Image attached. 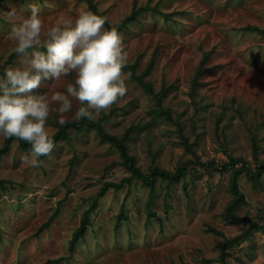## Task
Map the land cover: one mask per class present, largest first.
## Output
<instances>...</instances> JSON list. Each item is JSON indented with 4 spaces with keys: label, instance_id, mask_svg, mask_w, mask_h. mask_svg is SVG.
Here are the masks:
<instances>
[{
    "label": "rangeland",
    "instance_id": "obj_1",
    "mask_svg": "<svg viewBox=\"0 0 264 264\" xmlns=\"http://www.w3.org/2000/svg\"><path fill=\"white\" fill-rule=\"evenodd\" d=\"M93 2L112 27L135 6L153 9L122 34L123 43L129 64L138 62L140 72L158 54L150 81L156 89L164 82L172 86L166 104L181 120L188 141L183 144L175 126L154 118L151 97L131 80L125 96L95 120L107 119L111 134L134 130L132 155L144 172L152 164L176 172L187 163V174L170 187L159 180L151 196L150 188L131 178L117 149L101 143L94 132H72V144L60 143L39 168L22 165L25 151L14 143L0 161V179L6 182L5 189L0 187V264H221V245L247 229L222 216L233 198V169L222 167L232 159L254 165L253 135L264 161V33L252 30L264 32V0ZM32 4L39 7L45 30L90 10L85 0L5 1L0 8L1 73L17 61L12 59L11 26L30 14ZM12 9L16 17L9 19ZM202 62L208 72L199 79L194 101L192 82ZM71 79L45 82L40 91H62ZM77 107L73 101L67 122L75 120ZM57 124L53 114L51 136ZM3 143L0 137V148ZM261 177L256 184L246 174L241 177L247 205L239 215L264 230ZM107 184L124 187L110 188L98 201L85 239L72 252L84 213ZM123 209L128 220L120 219ZM227 264H264V232L228 250Z\"/></svg>",
    "mask_w": 264,
    "mask_h": 264
},
{
    "label": "clouds",
    "instance_id": "obj_2",
    "mask_svg": "<svg viewBox=\"0 0 264 264\" xmlns=\"http://www.w3.org/2000/svg\"><path fill=\"white\" fill-rule=\"evenodd\" d=\"M29 12L11 26L17 61L0 73V137L30 145L20 163L39 168L42 157L56 148L48 131L50 117L55 114L64 126L76 101L74 119L94 120L125 96L131 73L124 72L129 53L123 36L116 27H105L107 16L83 10L45 30L39 7L32 4ZM8 17H16L15 9ZM69 76L62 91H40L45 82Z\"/></svg>",
    "mask_w": 264,
    "mask_h": 264
},
{
    "label": "trees",
    "instance_id": "obj_3",
    "mask_svg": "<svg viewBox=\"0 0 264 264\" xmlns=\"http://www.w3.org/2000/svg\"><path fill=\"white\" fill-rule=\"evenodd\" d=\"M5 1L7 0H0V8L3 6ZM85 1L89 5V9L91 11L96 12L99 15L105 16L104 13H100L98 11L97 5L93 2V0H85ZM152 10L153 9H150V7L138 8L135 6L131 15L127 17L125 20H123L122 23L116 28L119 30L121 34H123L129 30L130 25L138 21V18L141 16L143 12L152 11ZM157 13H161V11H158ZM166 18H168V16ZM105 27H112V26L109 23L106 24ZM252 30L255 32L264 33L258 28H253ZM156 54L157 53H155L153 58H151L149 64L143 71L140 72L138 70L139 63L135 62L134 64H128L127 68L124 69V72L131 73L130 80L134 82L138 87H140L141 90L146 95L151 97L154 103V108L151 111L154 114V118L162 119L163 121L175 126L179 138L182 139L183 144H185L188 141V139L185 135L184 126L181 123V120L175 117L172 109H170L166 104V100L172 91V86H168L164 82L160 89H156L154 84L150 81L149 78L152 75L153 71L155 70L156 60H157ZM15 56L16 54L14 53L12 55V59ZM207 72H208L207 69H204V62H202L192 82V91L190 96L194 101L196 94L198 93V88L200 86L199 79ZM106 122L107 119L103 117L99 120L83 119L79 121L77 120L68 121L64 126L57 124L56 125L57 131L52 137H54L57 147L60 143L63 142H66L67 144H72L73 142L72 132H76V133L94 132L97 135V137L100 139L101 143L109 144L111 147L117 149L121 157L122 164L131 174V178L142 182V184L145 187L150 188L151 196L155 193L156 184L159 180L163 182H167L168 186L170 187L175 185L177 182H180L182 178L185 177L188 168L187 163L180 165V167L176 172L167 171L154 164L150 166L149 172H144L141 169V167L138 165L137 158L134 155H132L131 142L133 141L134 130L129 129L121 135L111 134L108 131L107 127L105 126ZM194 125L195 124L192 121V126H191L192 130H195ZM14 140L15 138L12 139L4 138L3 146L0 148V161L7 154L10 153L12 145L16 143L14 142ZM251 141H252L251 142L252 152L254 157L253 166L244 159H232L230 163L225 164L221 170V171H227L229 169H233L229 180V191L233 198L227 204L222 216L224 220L231 225H247V229L243 232L242 235L231 240H226L225 243L221 245L220 257H219V262L221 264H227L228 250L240 246V244H242L245 240H248V238L255 232H260V231L264 232L260 224L256 223L249 217L242 218L239 215L240 208L244 205H247L246 197L244 193L241 191L239 185V181L241 177L244 174H246V176L254 184H256V183H260V180L262 178L261 176L264 175V161H262L259 158L261 149L258 139L255 135H253ZM17 144L23 151H26L30 147V145H28L24 141H19ZM47 158L48 156L42 157V160L45 161ZM5 184L6 182L0 179V187L5 189L6 188ZM123 187L124 184L121 185L107 184L103 189H101L93 204L84 213L80 227L75 231L73 235V238L71 240L72 252L75 250L76 246L80 243V241L85 239L86 233L89 227H91L92 225L91 216L98 207V201L106 195V193L110 188L119 190L122 189ZM121 218H125V220H128L127 217H125L124 209L121 212L120 219ZM216 234L222 236V233L216 232Z\"/></svg>",
    "mask_w": 264,
    "mask_h": 264
}]
</instances>
